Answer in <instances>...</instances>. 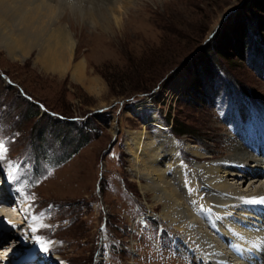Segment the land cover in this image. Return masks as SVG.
Masks as SVG:
<instances>
[{"label": "rangeland", "instance_id": "obj_1", "mask_svg": "<svg viewBox=\"0 0 264 264\" xmlns=\"http://www.w3.org/2000/svg\"><path fill=\"white\" fill-rule=\"evenodd\" d=\"M111 7L118 15L106 26L73 24L71 10L62 19L76 40L73 64L84 63L77 76L45 71L35 50L14 58L0 42V140L11 159L21 158L18 186L40 215L16 218L4 203L11 215L0 216V263L6 257L19 264L20 245L42 233L55 238L42 245H53L68 264H196L195 238L162 217V205L131 170L127 133L142 130L154 111L139 103L156 108L167 129L149 125L148 132L164 152L179 145L183 172L233 158L232 140L247 152L248 143L260 145L264 0H128ZM191 145L210 157L189 153ZM29 155L42 170L26 180ZM250 164L264 170V160Z\"/></svg>", "mask_w": 264, "mask_h": 264}, {"label": "bare ground", "instance_id": "obj_2", "mask_svg": "<svg viewBox=\"0 0 264 264\" xmlns=\"http://www.w3.org/2000/svg\"><path fill=\"white\" fill-rule=\"evenodd\" d=\"M127 1L0 0V42L4 43L14 58L27 57L35 50L37 61L45 71L61 75L72 72L73 76H77L84 63L73 64L76 40L62 22L63 17L71 10L73 24L79 22L77 25L80 26L82 20L92 19L106 26L111 18L118 15L117 10L111 7L112 3L121 6ZM149 101L137 106L139 110H154L149 113L151 122L144 124L140 131L129 130L127 133L131 170L139 182H145L141 189L154 193V205H162V217L165 220L195 238L196 241L190 243L196 252V264H264V210H260L259 203L246 199L250 195L264 198V176L250 164L260 161L252 157L245 147H236L232 140L233 158L215 164L214 161L194 164V169L183 172L182 159L178 155L181 151L179 145L164 152L163 145L158 144L160 140L148 132L149 125L167 129ZM258 142L262 144L260 140ZM189 148L187 151L198 158L210 157L198 151L197 145ZM242 163L248 164L251 169L248 171ZM3 168L6 169V163ZM196 168H199L198 171ZM175 170L181 177L184 175V181L183 177L177 178L179 175ZM5 173L8 174V171ZM248 174L253 177L249 178ZM246 181L248 187L243 188ZM2 194L1 191L0 197ZM1 200L6 201L4 197ZM10 200L9 203H0L1 217L10 218V212L3 209L4 203L8 207L13 205L16 202L15 195ZM37 239L35 236L34 241ZM37 246L39 248L36 250L40 249V252L48 248L42 243ZM27 251L22 257L25 261L22 264H30L32 261L29 259L35 260V264H44V259L38 258L40 252L30 258L32 253ZM5 260L6 257H3L1 263L8 264L9 261Z\"/></svg>", "mask_w": 264, "mask_h": 264}, {"label": "snow or ice", "instance_id": "obj_3", "mask_svg": "<svg viewBox=\"0 0 264 264\" xmlns=\"http://www.w3.org/2000/svg\"><path fill=\"white\" fill-rule=\"evenodd\" d=\"M13 179H16V177L15 176H13ZM12 191H17L16 189H12ZM2 202H6V201H3V200H0V203H2ZM258 203H264V198H261L259 201H257ZM33 219H35L34 217H33ZM0 222H2V218H0ZM9 225H11L12 227H15V225H12V222L11 221H8L7 222ZM32 231L33 232H35V231H37V229H35L34 227L32 228ZM42 251H44V252H48L49 251V249L48 248H43L42 249Z\"/></svg>", "mask_w": 264, "mask_h": 264}]
</instances>
